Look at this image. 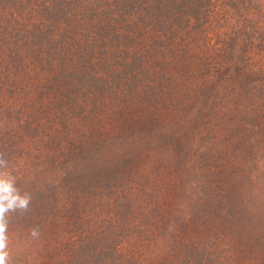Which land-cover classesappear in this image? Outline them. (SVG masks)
<instances>
[{
	"label": "trees",
	"instance_id": "obj_1",
	"mask_svg": "<svg viewBox=\"0 0 264 264\" xmlns=\"http://www.w3.org/2000/svg\"><path fill=\"white\" fill-rule=\"evenodd\" d=\"M0 154L10 264H264V0H0Z\"/></svg>",
	"mask_w": 264,
	"mask_h": 264
},
{
	"label": "clouds",
	"instance_id": "obj_2",
	"mask_svg": "<svg viewBox=\"0 0 264 264\" xmlns=\"http://www.w3.org/2000/svg\"><path fill=\"white\" fill-rule=\"evenodd\" d=\"M7 160L0 154V264H10L8 251V214L13 212H26L29 210L31 196L21 193L15 185L13 177L6 175ZM33 237L40 235L39 228L31 232Z\"/></svg>",
	"mask_w": 264,
	"mask_h": 264
}]
</instances>
